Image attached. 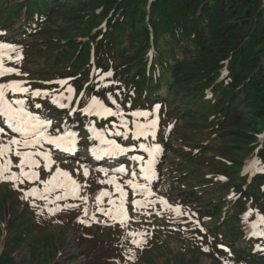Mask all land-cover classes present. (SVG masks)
Here are the masks:
<instances>
[{"label": "trees", "instance_id": "trees-1", "mask_svg": "<svg viewBox=\"0 0 264 264\" xmlns=\"http://www.w3.org/2000/svg\"><path fill=\"white\" fill-rule=\"evenodd\" d=\"M0 44L14 46L4 60L22 56L14 62L24 68L18 77L32 89L52 76L70 77L63 88L46 87L62 92L63 102L81 96L87 106L96 97L129 123L136 111L150 114L143 124L157 119L151 138L162 145L175 190L194 207L206 237L199 244L197 233L187 234L184 254L164 251L162 262L195 264L205 256L209 264H264V237L251 235L253 223L264 230V170L257 167L264 166V0H0ZM83 106L78 114H86ZM4 187L11 206L24 199L17 185ZM30 209L5 246L48 234ZM88 229L84 222L81 234ZM122 237L117 244L109 232L93 241L88 253L103 248L112 258L100 251L93 264H138L132 254L125 263L121 250L139 240ZM0 257V264L20 261L11 251ZM142 257L140 264H157L150 250Z\"/></svg>", "mask_w": 264, "mask_h": 264}, {"label": "rangeland", "instance_id": "rangeland-1", "mask_svg": "<svg viewBox=\"0 0 264 264\" xmlns=\"http://www.w3.org/2000/svg\"><path fill=\"white\" fill-rule=\"evenodd\" d=\"M22 22H18L15 24L14 28L19 29ZM10 34V32H9ZM36 64H32L29 69L33 70ZM4 67H7V64L4 65ZM42 67V66H41ZM39 69L33 70V72H37ZM1 77V76H0ZM51 78H55L52 76ZM15 99H22L25 100L24 97H17ZM26 101V100H25ZM28 108L30 111L34 112L35 114L39 115L42 119H48L50 120V117H54V114L52 115L51 112L43 111L42 108L33 109L32 104L30 101H26ZM70 118L75 117V113L70 112ZM67 118L65 120H61L59 124H57L56 120V130H60V127H66L69 125L70 130H78V126H73V119L71 122L68 121ZM77 119V117H76ZM90 120V119H89ZM76 121V120H75ZM70 123V124H69ZM92 122L91 124H93ZM80 130L81 127H80ZM201 137L203 135H200ZM84 141V140H82ZM124 147H126L130 151L134 148L133 145H126L123 144ZM80 158H64V157H54L52 158L55 163L52 165V172L49 173L47 171L42 170L43 164L37 171L44 172L43 177L41 180L47 179L52 173L55 172L56 168L59 167L61 170L68 171L72 177L77 181L79 185L82 187L80 188V191L78 193L79 196H87L88 200L87 203L82 201L81 199H78V201L71 203V207L68 205L61 206L60 204L55 201L54 203H48L46 200L38 199L36 197H33L32 200L21 197L20 202L16 206H11L10 201L8 197L11 195L4 186H0V234L2 235L0 239V255L2 254L3 250L4 252H14L15 258L20 261H18V264H93L98 260L99 252L101 251V256H105L109 260L112 258L109 257L110 255H105L102 251L103 248H98L94 251V249L88 253L90 250L89 248L93 244V241L99 240L100 235H106L110 232L111 235L116 236L117 244L120 241H123L122 236L131 235V240L133 238H136L135 236L139 233V220L142 219V216H139L138 219H134L137 215H150V205H148V201L154 200L155 195L160 196V200L156 203H159L161 206V209L163 207L167 208L169 206L168 200L164 193L161 191H156L152 189L148 194H144L139 190H135L133 193L131 191V187L127 185L125 182L131 178V172L132 169L127 168L124 165H121V167L125 168L127 170L128 174L119 173L117 171H110L107 170L105 167H99L98 165L90 162V159L86 157L85 154H83ZM19 158L13 157V163L15 164L18 161ZM253 161L252 157H249L246 160L245 166L249 165V163ZM47 163V162H44ZM148 163V162H147ZM141 164V161L139 165ZM149 166V165H148ZM144 166V167H148ZM168 166H172L169 164ZM151 171L149 175L151 177H154L156 174V168L155 166H150ZM84 168H87L88 175L84 176L83 171ZM139 169V166L137 167ZM13 172L19 173V169L13 167L11 169ZM169 171V170H168ZM246 171V170H245ZM107 172V175L105 174ZM171 172V171H170ZM116 178V182L120 183L123 187V190L127 193L126 197V203L124 205L126 209V216L121 215L119 211L120 207V192H118L115 188V184H109L102 181H108L112 177ZM136 177L137 183H142V181L139 180V176ZM174 179H177V176H175ZM8 181V180H7ZM13 182V181H12ZM6 181H0L1 185H5ZM167 188H171L174 190L177 186V183L171 184L169 182H165ZM20 189L25 187V191L30 190L31 188H37L39 184L35 183L34 181H30L28 179L24 180V183H16ZM200 188H202V185H199ZM44 185L40 182V191H43ZM62 190V191H61ZM102 191L109 192L110 196L101 197V203H98L95 200V197ZM9 193V194H8ZM55 195L48 197L50 200H54V197L56 195H64L65 192L63 189H59L56 192H54ZM8 194V196H7ZM47 195V194H46ZM67 198H73V195L71 194V191L69 190L67 194ZM66 198V199H67ZM161 198L163 201H166L165 203L161 202ZM178 201H180V198H176ZM64 200V199H63ZM109 200L115 201L114 204H110ZM137 200L141 201L143 206L137 207L135 204L131 203V201ZM180 203V202H179ZM28 206L32 209V212L35 216L32 215L33 219L43 220V224L46 230V227L48 229V234L44 236H40L38 239H34L31 237V234L29 237L25 239H21L19 241H9V245L5 243L8 239L11 237L9 236L10 232H16L15 228L18 225V220L20 219L19 216H21L22 211L24 208H28ZM49 208L59 210L55 211V214H52L49 212ZM87 208L88 212H91V209H93L96 213H94L95 221H98L101 223V225H104V227H95L91 224H94V220H87L83 219L81 216H85L84 209ZM103 208L105 210L112 209V215H104L103 212L99 211L98 209ZM174 208V207H173ZM15 209H18L17 211ZM161 209L157 207L156 211L158 214H160ZM31 212V213H32ZM113 216H115L119 221L116 222V218L113 219ZM133 217L132 223L127 222L121 225L120 221L125 220V218ZM175 216L174 218H176ZM151 219H154L153 217L150 218H143V220H148L150 222ZM169 217L161 218L159 224L156 223V225H159L156 228H159V232L153 233V236H149L147 238V241H142L144 237H139V247L137 243H134L133 246L126 247L125 245L122 248L121 257L124 259L123 261L126 263L128 260L125 258L126 255H134L135 259L137 258L139 260L138 264H140L143 261L142 257V251L144 249L150 250L151 253L155 256L157 264H187L184 259H174L172 260L170 257V260L167 262H162L163 256L161 253H164V251H167L166 253H170L172 250L174 254L176 252L183 253L185 252L184 247L187 248L186 236L187 234L193 235V232H185L178 230V228H174V226L170 227V229L164 228L166 225L164 223L165 220H168ZM84 221L86 226L90 225L91 229H88L89 231H93V234L91 236H85V234H90L89 231L83 232V235L81 234L82 228L84 227ZM47 224V225H46ZM50 224V225H48ZM95 225V224H94ZM98 225V224H96ZM143 224V222L141 223ZM208 225V223H207ZM89 228V227H88ZM106 228V229H101ZM36 232V230H35ZM95 232L98 234H95ZM95 234V235H94ZM136 234V235H133ZM0 235V236H1ZM201 235V234H200ZM200 235H194L199 241H197L199 244H203L205 242V237H201ZM95 236V238L93 237ZM88 238V239H86ZM146 239V237H145ZM158 240V241H157ZM161 244L157 245L156 244ZM92 243V244H91ZM115 243V242H114ZM116 244V245H117ZM83 245V247H82ZM153 246V247H152ZM159 246V247H156ZM152 247V248H151ZM95 248V247H94ZM151 248V249H150ZM143 249V250H140ZM94 251V253H93ZM110 254V253H109ZM191 257V255H187ZM1 258V257H0ZM203 260L200 259L195 264H209L210 258H206L205 256L201 257ZM205 258V259H204ZM194 262V261H193ZM3 264H12L5 261ZM147 264V263H145Z\"/></svg>", "mask_w": 264, "mask_h": 264}, {"label": "snow or ice", "instance_id": "snow-or-ice-1", "mask_svg": "<svg viewBox=\"0 0 264 264\" xmlns=\"http://www.w3.org/2000/svg\"><path fill=\"white\" fill-rule=\"evenodd\" d=\"M5 50H14V46L0 44V76L14 72L19 74L16 69L4 67L3 61L5 57ZM19 58L20 57H17V59ZM7 59L11 60L13 57L9 55ZM107 75L110 76L111 73L109 72ZM6 90L11 91L12 94H23L29 91L16 81L8 84H0V181L11 180L15 185L16 183H24L25 179L30 181L40 180V173L37 171V169H39L43 164L42 170L51 173L52 165L55 163V161L52 159V152L50 150H45L43 145L46 143L53 146L57 150L71 152L77 143L75 133L64 132L59 134V130H56L58 134L50 133L48 131L51 126L50 120L42 119L39 115L30 111L25 100L10 99L6 94ZM68 91L73 92L74 90L69 88ZM32 95L39 97L47 94L36 90L34 93H32ZM112 103L115 104L116 102L113 100ZM35 107L39 108L41 105L36 104ZM81 111L86 114H95L101 117L120 116L121 123L119 125H115L116 130L111 134L115 136H121L125 140L129 138V134H131L132 139L135 140H139L141 137L147 139L149 135L153 134V129L156 125L155 120H152L146 124H142L134 120L132 121L134 128H130L129 121L124 119V114L122 111H113L112 108L107 107L96 97H92L87 107L81 109ZM149 115L150 114L148 112L142 111L131 113V116L136 118H147ZM120 128H123L126 131H120ZM90 130L94 133L93 138L100 140L101 144L105 146L99 149L104 156H116L121 153H125L128 150L115 140L107 139L105 133L97 131L94 126H90ZM141 147L145 148V150H148L144 145H141ZM92 151L96 152L97 149L93 148ZM151 151H159V146H156L155 149L150 150V154ZM13 157L19 158L15 164L13 163ZM135 159L142 162L141 174L143 175L144 180L147 181L149 179L152 161L148 162V167H144L143 157H135ZM13 167L18 168L19 173L11 171ZM257 167L259 170H264V166L257 165ZM116 171L119 173L128 174L127 170L123 167L116 169ZM105 174L107 175V172H105ZM83 175H88L87 168H84ZM136 176L137 173L132 171L131 178L125 183L129 185L134 191L140 190L141 192H148L149 190L146 184H140L136 182ZM40 182L44 185L43 191H40L35 187L31 188L25 194V198L32 196L38 199L46 200L48 203H54L55 201L66 199L70 190L74 198L81 199L87 203V196L78 195L82 186L77 183V181L68 171L61 170L59 167H57L54 173H52L47 179L41 180ZM102 182L115 184L116 190L120 192V214L126 216V209L124 205L126 203L127 193L123 190L122 185L116 182V178L114 176L108 181ZM59 189H63L65 194L56 195L54 200H50L46 195L47 193L56 192ZM110 195L111 194L109 192L102 191L95 197V200L98 203H101V197ZM161 202L166 204V201H163L162 198ZM109 203L114 204L115 201L109 200ZM131 203L135 204L137 207L143 206L141 201L133 200ZM57 210L59 209L49 208V212L52 214H55V211ZM98 210L103 212L104 215H112L113 211L112 209L105 210L103 208ZM175 211L179 213L180 209L176 208ZM84 212L85 215H87V208L84 209ZM250 215L251 211L246 214L245 219H247V216ZM93 218H95L94 215ZM115 218L116 217L113 216V219ZM258 219L259 223H264V215L258 214ZM120 223L123 226L124 221L121 220ZM195 223L198 226V222ZM251 229V235L264 237V230H259L257 223H253L251 225ZM201 231H204V229L201 228ZM133 243H137L139 246V243L136 240H133ZM257 247L259 248V246ZM207 250L208 249H205V251Z\"/></svg>", "mask_w": 264, "mask_h": 264}]
</instances>
